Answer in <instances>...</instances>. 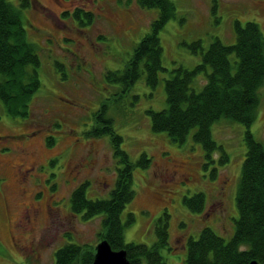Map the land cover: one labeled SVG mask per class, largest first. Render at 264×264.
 Returning <instances> with one entry per match:
<instances>
[{"label": "rangeland", "instance_id": "1", "mask_svg": "<svg viewBox=\"0 0 264 264\" xmlns=\"http://www.w3.org/2000/svg\"><path fill=\"white\" fill-rule=\"evenodd\" d=\"M171 1L173 13L159 30L162 65L167 69L179 64L192 67L199 61L200 56L188 49L192 41L200 40L203 47L213 37L232 43L235 19L256 22L264 35V0H216L217 18L210 14L214 0ZM28 3L22 14L26 38L35 44L41 62L40 87L26 117L9 116L0 102V150H7L0 153V175L6 176L0 184V264H55L54 252L65 242L94 248L99 240L100 216L84 219L72 213L69 194L87 181V197L106 196L117 163L108 136H86L85 131L110 94L104 72L124 65L157 12L139 6L137 0ZM55 61L64 64L65 75ZM166 75L160 72L154 88L141 76L132 87L139 95L136 106L114 116L113 128L122 136L121 147L129 157L135 161L142 151L150 157L147 167H133L135 193L121 217L125 222L129 211L134 216L124 227L126 242L149 244L155 238L156 219L167 211L169 248L161 253L167 264H184L185 243L203 226L225 238L232 233L238 215L235 191L245 153V127L224 119L212 124L213 138L227 153L221 163L219 150L206 163L202 147L190 134L183 143H176L165 132L153 131L146 109L165 106ZM257 93L249 129L264 142V83ZM50 135L54 140L47 143ZM197 192L203 201L195 210L183 197ZM2 195L8 198V208L3 207ZM198 201L193 197L194 206ZM26 210H31L29 221L21 226Z\"/></svg>", "mask_w": 264, "mask_h": 264}, {"label": "trees", "instance_id": "2", "mask_svg": "<svg viewBox=\"0 0 264 264\" xmlns=\"http://www.w3.org/2000/svg\"><path fill=\"white\" fill-rule=\"evenodd\" d=\"M28 1L0 0V102L11 117H26L30 101L40 87L41 62L35 44L26 38L22 14ZM137 2L141 7L157 9L156 16L124 65L104 72L110 94L101 101L90 128L85 131L86 136H108L118 164L116 177L103 197H87V181L74 186L69 194V208L84 219L100 216L99 239L105 238L112 249L124 248L130 264H167L161 253L162 248H169L167 211L156 219L151 243L124 240V227L134 219L130 211L125 222L121 217L135 193L133 167H147L150 157L142 151L133 161L121 147L122 136L113 128L114 116L124 114L126 107L138 102V93L132 92L133 84L143 76L146 85L154 88L160 72L165 71V106L146 109L153 131L165 132L176 143H183L190 134L202 147L206 163L213 161L215 150L221 152L218 157L221 163L226 161L227 153L213 138L212 124L224 119L245 127V153L235 191L238 215L233 220L232 233L225 238L212 227L203 226L197 236L187 239L184 264H246L250 260L264 264V142L257 140L249 129L258 104V88L264 83V35L256 22L241 23L235 19L232 43L213 37L203 47L200 40L192 41L188 49L200 56L199 61L192 67L179 64L167 69L162 65L159 30L172 15L174 4L171 0ZM210 14L217 18L216 0ZM55 66L65 75L64 64L55 61ZM53 140L51 135L46 137L47 143ZM193 197L199 198L195 206ZM183 200L196 210L203 198L197 192L190 198L184 196ZM88 245L65 242L54 252L55 264H90L94 248Z\"/></svg>", "mask_w": 264, "mask_h": 264}, {"label": "water", "instance_id": "3", "mask_svg": "<svg viewBox=\"0 0 264 264\" xmlns=\"http://www.w3.org/2000/svg\"><path fill=\"white\" fill-rule=\"evenodd\" d=\"M90 264H130L124 248L112 249L105 238L100 239L94 246L93 259ZM246 264H258L250 260Z\"/></svg>", "mask_w": 264, "mask_h": 264}, {"label": "flooded vegetation", "instance_id": "4", "mask_svg": "<svg viewBox=\"0 0 264 264\" xmlns=\"http://www.w3.org/2000/svg\"><path fill=\"white\" fill-rule=\"evenodd\" d=\"M4 151H7V150H0V153L4 152ZM25 169L27 170L28 168H25ZM17 171H21V167H18ZM5 179H6L5 175H3V176L0 175V184H4ZM1 191H2V189L0 188V193H1ZM2 204H3L4 208L9 207V201L5 195L4 196L2 195ZM30 212H31V210H29V211L26 210L25 213L21 216V219H20L21 221L19 222L21 226L26 224V222L29 221Z\"/></svg>", "mask_w": 264, "mask_h": 264}]
</instances>
